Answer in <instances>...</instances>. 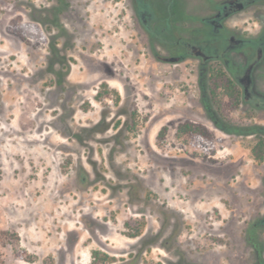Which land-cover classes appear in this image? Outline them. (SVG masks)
<instances>
[{"label":"rangeland","instance_id":"1","mask_svg":"<svg viewBox=\"0 0 264 264\" xmlns=\"http://www.w3.org/2000/svg\"><path fill=\"white\" fill-rule=\"evenodd\" d=\"M132 1L0 0L4 264H264V5Z\"/></svg>","mask_w":264,"mask_h":264},{"label":"trees","instance_id":"2","mask_svg":"<svg viewBox=\"0 0 264 264\" xmlns=\"http://www.w3.org/2000/svg\"><path fill=\"white\" fill-rule=\"evenodd\" d=\"M22 28L31 36V37H34L38 30L37 28L34 26V25H31V24H25L22 26ZM225 77L223 71H221L220 69H215L214 67L210 66L209 69H208V79H209V102L211 104V106L213 108H215V112L217 114H219V111H218V106H215L216 104L214 103L215 100H217L219 97V93L217 92L218 88L220 89V87L222 88V90L225 91V96L229 98V100L233 101L234 102V105L236 106L237 105V102L239 101V98H240V92L239 90L235 87V84L232 80L226 78L223 82V84L220 85V80ZM216 84L217 86V90L216 88H212V84ZM101 88H106V84H101ZM112 93V91H111ZM115 93V99L113 100L114 101V104L117 105L120 101L119 99V95L116 94V92H113ZM102 97H101V93H100V90L97 92L96 96H95V100H100ZM135 115V114H133ZM198 128V127H197ZM197 128L192 126V125H189V124H185V125H182V126H179L178 127V134H186V133H194L197 131ZM132 126H127V132H131L133 131L132 130ZM199 129V128H198ZM251 153H252V158L253 160L256 162V163H260L263 158H264V139L259 137V136H256V139H255V142L253 144V146H251ZM5 237H10V238H14L15 235L14 234H10L9 232H0V245L3 241V239ZM93 259H95V257H98L99 256V253L98 252H94L93 254ZM106 260H103L104 263L107 261V258H105ZM95 261V260H94ZM0 264H4V261L2 259V256L0 254Z\"/></svg>","mask_w":264,"mask_h":264},{"label":"flooded vegetation","instance_id":"3","mask_svg":"<svg viewBox=\"0 0 264 264\" xmlns=\"http://www.w3.org/2000/svg\"><path fill=\"white\" fill-rule=\"evenodd\" d=\"M136 4L139 5L137 6L138 8H140V15L142 16V19H144V13H147V10H150L151 6L154 5L157 2H161V4L171 7L174 4L173 0H135ZM134 3V0L132 1V4ZM264 5V0H223V3L221 4V6L219 7L218 11H217V15H221L220 17H228L231 14L235 13L236 11H240L243 10L245 8V6L247 5ZM215 18V17H214ZM218 19V18H217ZM256 27V26H255ZM264 25L263 28L260 30L257 39H255V42H251L252 44L250 45H245L243 46V49L246 50H254L255 49V55L258 56L259 58V53H260V48L263 45L264 42ZM234 43V40L231 38H228L227 40V46L225 47V51H227L229 48L231 49L232 46L231 44ZM247 43V42H245ZM214 44H209L208 47L213 46ZM190 49V48H189ZM245 97H247V95H243ZM215 235V234H214ZM220 238V236H218ZM250 239V236H248L247 240ZM220 243H222V240H217ZM225 245V244H224ZM224 246H220V249H225L222 248ZM165 256V253H162ZM263 257H264V252H263ZM217 260V264L218 261L220 260L221 262L223 261L224 264H226V262H224L226 260L225 258V254L224 253H219L218 256L216 257ZM182 264L183 262L180 260L178 264ZM201 264H210L209 261L207 259H204V262Z\"/></svg>","mask_w":264,"mask_h":264}]
</instances>
